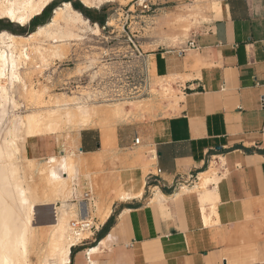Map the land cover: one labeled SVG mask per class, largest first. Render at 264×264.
Returning <instances> with one entry per match:
<instances>
[{
    "label": "crops",
    "instance_id": "obj_1",
    "mask_svg": "<svg viewBox=\"0 0 264 264\" xmlns=\"http://www.w3.org/2000/svg\"><path fill=\"white\" fill-rule=\"evenodd\" d=\"M215 1V17L193 29L184 45L143 51L138 59L149 79L169 80L177 99L172 109L154 107L107 133L79 130V154L104 150L108 162L120 157L129 168L123 189L141 193L104 199L99 212L107 215L71 247L67 264H264V249L239 248L241 241L264 242V0ZM190 40L197 46L189 47ZM55 135L28 137L26 156L55 157ZM139 165L145 173H132ZM206 171L216 181L202 212L199 182L183 181ZM93 200L87 187L75 203L87 212Z\"/></svg>",
    "mask_w": 264,
    "mask_h": 264
},
{
    "label": "rangeland",
    "instance_id": "obj_2",
    "mask_svg": "<svg viewBox=\"0 0 264 264\" xmlns=\"http://www.w3.org/2000/svg\"><path fill=\"white\" fill-rule=\"evenodd\" d=\"M62 2L65 1L53 0L46 6L52 5L50 9L44 10V8V11L34 16L25 25H18L7 18L0 17V31L6 30L14 34L26 35L35 30L37 26L48 22L54 8ZM72 2L89 9L92 16L101 18L103 26L96 22L99 28L98 33L90 34L89 31L85 34L81 33L80 38L66 44L64 46L65 56L60 59L40 58L35 49L29 47V58L23 59L25 65L23 64L22 67V76L28 87L29 84L36 89L46 87L47 96L51 98L52 96L82 94L86 104L91 106L90 109L102 110L100 115L92 118L88 126L103 129L104 133L110 132L112 124L116 122L141 119L154 107L166 106L172 109L177 100L175 93L167 84L168 79L155 78L153 80L144 74L141 70V61L135 56L132 42L141 51L184 45L192 30L209 23L215 17L214 12L219 8L215 0H102L101 3L93 4V6H85L81 0H71V6L78 11L80 10L75 8ZM86 19L93 26L94 23ZM19 88L18 86L14 93V100L19 104L14 109L9 104L10 107H7L9 115L25 114L28 111L29 106L23 97V91ZM147 90L148 93H146ZM113 107H116L114 111L116 114L111 113L107 116L106 110L108 112ZM61 126L55 135L60 143V149L55 155L60 158L62 154L72 150L75 157L79 158L81 169H79L78 177L74 178L71 184L72 191L75 188L74 194L67 198L66 188L62 195L54 197L49 204H55L56 220L62 209L77 210L76 200L79 199L84 189L90 187L94 197V200L89 203L92 212L90 216L93 217H90L92 222L89 221L93 224L90 228L92 231L100 221L99 210L103 211L101 202L104 199L112 200L114 197H119L124 190L125 173L129 168L120 163V157H114L113 161L108 162V153L104 150L93 156H81L76 149V139L81 126L77 124H62ZM18 145L19 161L25 169V174H29L26 175L28 181L36 189L39 187L37 191L40 192L43 188L40 174L36 170L28 169L26 154H24L25 145L21 142H18ZM146 152V163L150 165L153 160L146 157ZM148 154L152 153L148 151ZM141 156L142 152L138 157ZM30 158L38 167L46 164V158ZM130 169L132 173L142 171L144 174L146 171V168L141 169L140 165ZM131 177L137 184L134 175L131 174ZM141 184H143L142 181ZM47 213V210L42 209L37 216V246L30 255L32 264H37L43 246L55 227V220L51 223H44ZM78 220V217H71L69 221L71 224V221ZM87 235L90 237L91 232ZM86 238L79 240L78 243H83ZM242 247L263 250L264 242L258 246L254 241H241L239 248Z\"/></svg>",
    "mask_w": 264,
    "mask_h": 264
},
{
    "label": "bare ground",
    "instance_id": "obj_3",
    "mask_svg": "<svg viewBox=\"0 0 264 264\" xmlns=\"http://www.w3.org/2000/svg\"><path fill=\"white\" fill-rule=\"evenodd\" d=\"M52 1L0 0V17L18 25H25ZM101 1L81 0L85 6H93ZM88 31L90 34L98 33V25L94 23L91 26L70 2H62L56 6L48 22L37 26L26 35L0 31V264H32L30 255L37 246L36 221L40 214L38 205L49 204L54 197L62 195L66 188L68 191L71 179L79 173L80 161L72 150L62 154L60 158L56 156L46 158V164L41 167L25 155L28 169L36 170L40 174L43 188L40 192L37 191L39 187L37 186L36 189L29 183L26 176L29 174H25V169L19 161L18 142L25 145L28 137L57 134L62 124H77L81 128L88 126L94 116L102 113L100 109L94 107L90 109L91 106L86 104L82 94L51 98L47 96L46 87L36 89L30 84L28 87L22 76L23 59L29 58V47H33L40 58H63L66 52L64 46L80 38L81 33L85 34ZM18 86L23 91V97L29 108L25 114L9 115L7 113L9 104L13 109L19 104L14 100ZM115 108H110L108 112L106 110L105 114L108 116L114 113ZM11 111L13 112L12 109ZM199 178L197 187L205 192L201 200L202 212H205L204 204L210 201L211 195L208 185L216 181V177L206 171L200 173ZM131 191L120 190L119 197L128 198L141 193L140 191L131 193ZM79 206L80 208L77 204V210L73 208L61 210L37 264H67L70 261L71 247L90 233L89 227L75 229L70 224L71 217L91 220L90 204L87 206V212L82 211V203H79ZM107 212V210L104 213L99 212L100 221L103 222ZM207 218H205L206 223L209 222Z\"/></svg>",
    "mask_w": 264,
    "mask_h": 264
},
{
    "label": "built area",
    "instance_id": "obj_4",
    "mask_svg": "<svg viewBox=\"0 0 264 264\" xmlns=\"http://www.w3.org/2000/svg\"><path fill=\"white\" fill-rule=\"evenodd\" d=\"M132 42V41H131ZM133 46H134V52H135V56L137 59H140L143 56V51L140 50V48H138L133 42H132ZM189 47H196L197 45L195 44L194 41L190 40L188 42ZM142 70L143 69V65L141 66ZM145 74V73H144ZM146 93H148V90L146 91ZM260 109L262 111H264V94L261 95L260 97V103H259ZM139 139L135 138L134 139V143H138ZM153 157V156H152ZM157 174H159L161 172L160 168L156 169ZM199 182V177L198 174H192L190 173L188 176H186L185 180L183 181V183L185 184V186H194L195 184H197ZM84 198L85 199H90L91 200V194L89 191L84 193ZM71 226L72 228L75 229H83V228H91L93 226L92 223H89L88 220L85 219H80L78 221H71ZM83 240V239H82Z\"/></svg>",
    "mask_w": 264,
    "mask_h": 264
},
{
    "label": "trees",
    "instance_id": "obj_5",
    "mask_svg": "<svg viewBox=\"0 0 264 264\" xmlns=\"http://www.w3.org/2000/svg\"><path fill=\"white\" fill-rule=\"evenodd\" d=\"M62 1H65V2H71V0H62ZM72 5H73L75 8L79 9V10H80L79 12H80L82 15H84L85 18H88V19L91 20L93 23H96V22H97V24H99L100 26H103V20H102L101 18H99V17H96V16L94 17V16H92V14L90 13L89 9H87L86 7H82V6H80V5H77V4L74 3V2H72ZM51 6H52V5H49L48 7H45L44 10L50 9ZM44 10H43V11H44Z\"/></svg>",
    "mask_w": 264,
    "mask_h": 264
},
{
    "label": "water",
    "instance_id": "obj_6",
    "mask_svg": "<svg viewBox=\"0 0 264 264\" xmlns=\"http://www.w3.org/2000/svg\"><path fill=\"white\" fill-rule=\"evenodd\" d=\"M38 209L42 210H47V218L44 220V223H51L55 220V208L54 204H41L38 205Z\"/></svg>",
    "mask_w": 264,
    "mask_h": 264
}]
</instances>
